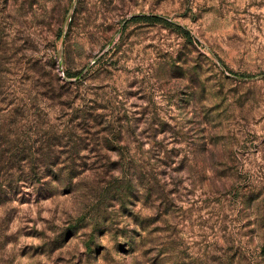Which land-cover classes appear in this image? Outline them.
I'll return each mask as SVG.
<instances>
[{"label": "rangeland", "instance_id": "1", "mask_svg": "<svg viewBox=\"0 0 264 264\" xmlns=\"http://www.w3.org/2000/svg\"><path fill=\"white\" fill-rule=\"evenodd\" d=\"M0 264H264V0H0Z\"/></svg>", "mask_w": 264, "mask_h": 264}]
</instances>
